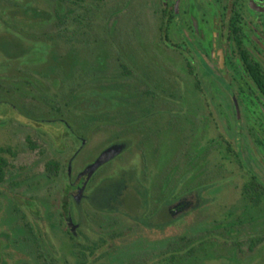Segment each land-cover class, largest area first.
I'll list each match as a JSON object with an SVG mask.
<instances>
[{
  "label": "rangeland",
  "instance_id": "1",
  "mask_svg": "<svg viewBox=\"0 0 264 264\" xmlns=\"http://www.w3.org/2000/svg\"><path fill=\"white\" fill-rule=\"evenodd\" d=\"M85 1L69 17L60 0H0V264H264V202L243 198L244 173L212 145L181 59L159 45L156 0ZM79 177L100 194L92 208ZM117 177L118 227L100 212Z\"/></svg>",
  "mask_w": 264,
  "mask_h": 264
},
{
  "label": "flooded vegetation",
  "instance_id": "2",
  "mask_svg": "<svg viewBox=\"0 0 264 264\" xmlns=\"http://www.w3.org/2000/svg\"><path fill=\"white\" fill-rule=\"evenodd\" d=\"M154 10L159 45L181 59L215 134L212 145L225 150L264 202V0H156ZM85 179L70 186L73 193L83 186L81 197L92 208L100 194ZM114 185L116 208L100 212L114 215L118 227V177ZM113 240L118 244V232Z\"/></svg>",
  "mask_w": 264,
  "mask_h": 264
},
{
  "label": "trees",
  "instance_id": "3",
  "mask_svg": "<svg viewBox=\"0 0 264 264\" xmlns=\"http://www.w3.org/2000/svg\"><path fill=\"white\" fill-rule=\"evenodd\" d=\"M60 1H62V2H64L65 4H69V6L68 7H70V11H69V13H68V16L69 17H71V15H73V12H72V10H76V9H84V7L86 6L85 5V0H60ZM94 2L93 3H95L96 2V5L98 4V0H93ZM62 25V23L61 22H59V23H57L56 24V27H58L59 28V26H61ZM14 44H16V46L17 45H19L17 42L16 43H14ZM27 52H23V51H20V52H16L15 53V55H14V59H16V60H18V59H22V58H24V57H27ZM119 68L120 69H125L126 67L125 66H123V64H120L119 65ZM130 76V75H129ZM128 76V77H129ZM102 77V76H101ZM127 77V76H126ZM96 78H98V77H96ZM104 78V77H103ZM105 79V78H104ZM100 79H97V80H95V81H99ZM105 80H107V79H105ZM85 81L86 80H84L83 82L85 83ZM82 82V83H83ZM81 83V82H80ZM26 84H29L28 82H26ZM53 84L56 86V85H58V82L57 81H53ZM79 84V83H78ZM78 84H76V85H78ZM75 86V85H74ZM79 86V85H78ZM73 87V86H72ZM115 88V87H114ZM70 92H69V94H68V98H67V100L69 99V98H71V99H73V98H75L74 97V94H73V92L75 91V90H72V88H70V90H69ZM91 93H95V92H93V91H90ZM150 91L149 90H146V91H144L143 93L145 94V95H147V93H149ZM84 93H89V92H84ZM110 93H113L115 96L118 94V91L117 90H114V89H112V90H109V91H107V92H104V93H102L103 95H105V96H112L113 94H111L110 95ZM30 96V95H29ZM41 99H42V101H48V98H46V96L44 95L43 97H40ZM80 101H83V99L82 100H80ZM50 105V112L51 113H54L55 114V116L53 117V118H55L56 120H55V122H59L60 121V119L59 118H61L62 117V114H63V111H62V109L61 108H58L57 107V104L53 101L52 102V104H49ZM67 105V104H66ZM6 153H9V149H3V148H0V184L1 183H3L4 182V180H5V177H6V173H5V171H6V169H7V165H8V163H7V161H6V159L3 157V154H6ZM58 171H59V165L57 164V163H55V162H49V163H47V165H46V172H47V174L50 176V177H52V176H54V175H56L57 173H58ZM242 196H243V198L245 199V200H247L250 204H252L253 206H259L260 204H261V202H262V200H263V195L259 192V191H257V189L254 187V186H252V185H250L249 183H245V185L242 187ZM260 241V238H254V239H252V241L251 242H249L250 244H249V251H251L252 252V250H253V248L256 246V244L258 243Z\"/></svg>",
  "mask_w": 264,
  "mask_h": 264
},
{
  "label": "water",
  "instance_id": "4",
  "mask_svg": "<svg viewBox=\"0 0 264 264\" xmlns=\"http://www.w3.org/2000/svg\"><path fill=\"white\" fill-rule=\"evenodd\" d=\"M123 147H124L123 145H118V146H112L107 150H105L91 166L85 169L84 174L87 172L92 173L100 165L106 163L108 160L118 155L122 151Z\"/></svg>",
  "mask_w": 264,
  "mask_h": 264
}]
</instances>
